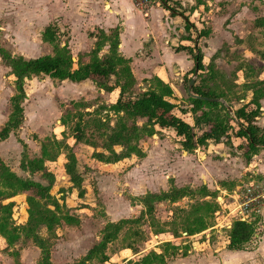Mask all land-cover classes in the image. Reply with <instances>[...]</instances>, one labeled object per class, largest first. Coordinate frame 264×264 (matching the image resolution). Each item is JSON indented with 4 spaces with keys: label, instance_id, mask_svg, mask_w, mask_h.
<instances>
[{
    "label": "rangeland",
    "instance_id": "obj_1",
    "mask_svg": "<svg viewBox=\"0 0 264 264\" xmlns=\"http://www.w3.org/2000/svg\"><path fill=\"white\" fill-rule=\"evenodd\" d=\"M174 2H171L173 6L182 3L179 13L199 30L209 32L198 44L204 55L203 71L196 76L192 69L185 71L175 66L169 70L171 82L168 85L174 91V103L184 119L193 124L197 118L190 113L193 106L188 95L193 79L205 91L221 97L220 103L228 110L251 103L256 94L264 95V59L260 55L264 52V28L257 27V22L264 21V0H202L204 5L199 8L196 0ZM122 7L130 8L124 3ZM159 17L158 13H152L151 20L160 49H163L165 28L160 25ZM86 20L89 18L80 11H73L71 3L0 0V45L12 55L27 60L55 56L58 50L68 47L77 68L78 60L85 63L91 59L87 52L93 45L86 42L82 32L73 34L76 32L73 23L84 24ZM49 26L56 33L55 44L44 40ZM84 27L87 30L91 26ZM186 34L189 37L190 34ZM193 36L196 37L195 32ZM128 41L133 43L134 50L137 41L133 36ZM183 56L176 54L175 58L164 53L170 67ZM12 73V68L0 57V130L13 113L12 98L17 95ZM159 81L158 76L143 79L128 90L127 97H139L155 89ZM25 90L24 121L9 139L0 142V168L20 179L51 186V190L46 198H40L25 190L17 180L12 179L11 188L9 179L0 176V191L4 193L0 197V217L19 238L9 247L6 237L0 234V264H41L43 250L38 247L36 236L44 241L53 264L78 263L103 240L110 223L124 220L130 222L123 225L117 239L108 246L106 264H224L222 251L232 229L228 226H233L236 217L227 218L231 201L218 188L232 194L234 190L244 191L252 182H264V174H245V166L252 164L258 169L259 165H264V156L248 158L246 140L235 143L233 139L224 138L219 143L209 142L206 147L188 152L176 145L179 142L170 131L149 136L144 130L145 121L134 122L124 114L116 115L110 108L119 95L105 93L93 81L75 84L44 75L33 76L26 80ZM261 112L264 114V109ZM221 114L224 116L225 112ZM231 116L235 118L233 111ZM261 118L257 126L264 131V116ZM134 125L139 130L130 132ZM77 126L86 135L81 139H78ZM232 127L235 130L230 135L238 129L235 123ZM195 130L202 134L201 127ZM116 134L126 137L123 143L110 142ZM156 135L166 141L165 146L155 143ZM90 138L98 143L97 148L86 144ZM131 145H137L146 158L140 160L130 154ZM239 145L244 146L243 150ZM263 151L260 148L257 154ZM96 153L117 161L99 163L94 159ZM25 156L29 162H43L44 170L41 173L24 171L21 164ZM142 164L141 170L130 174L135 166ZM169 175L180 180L178 189L191 188L198 192L207 186L211 196L198 192L177 203L155 202L154 212L148 214L144 202L150 193L175 189L174 183L168 185L165 179ZM7 195L12 198L6 199ZM219 198L226 201L220 207L216 201ZM263 206L264 203L251 213L249 221L257 217L259 222L249 251L244 252H257L259 248L264 235ZM41 218L43 222L39 223ZM198 218L204 219L206 230L194 235V239L184 238L182 233L196 227ZM251 257L239 260L238 256H226L225 264L239 261L253 264ZM259 257L255 259L256 264H264L261 254Z\"/></svg>",
    "mask_w": 264,
    "mask_h": 264
},
{
    "label": "trees",
    "instance_id": "obj_2",
    "mask_svg": "<svg viewBox=\"0 0 264 264\" xmlns=\"http://www.w3.org/2000/svg\"><path fill=\"white\" fill-rule=\"evenodd\" d=\"M173 1L176 3L177 0H160L161 6L171 12L172 15H179L184 18L187 32L190 34L187 40L194 44L193 47H182L178 49V52L186 51L192 56L195 62V69L192 73H196V69H198V72H201L204 69V55L198 44L200 39L209 36V32L206 30H199L196 25L192 24L189 19L185 17V15L179 13L182 3H176L173 6V3H171ZM196 3L197 6L204 5L202 0H196ZM257 27L264 28V21L257 22ZM52 28V26H49L45 30L44 40L50 44H55L57 36ZM194 32L196 33V37L193 36ZM90 37L94 38L95 35L90 34ZM95 38H97V42L95 44V49L91 53L90 62L84 64L82 60H79L77 68H75V63L73 62L68 47L58 50L55 56L47 55L27 60L22 56L12 55L0 45V57L13 70L12 75L15 80V88L17 91V95L12 98L13 113L8 122L0 130V142L9 139L10 135L18 130L24 121L23 102L27 99L25 90L26 80L33 76L38 77L44 75L52 79L69 81L75 84L93 81L101 90L107 93H113L119 90V98L110 108L112 112L118 116L124 114V116L128 118L134 119V122L145 121L144 130L149 136L157 134L158 129L174 130L176 136L180 139L182 147L188 152L197 150L199 147H206L211 141L219 143L224 138H229L230 140L231 138H233V140H246L249 150L248 158L250 155H256L260 148L264 149V131L257 126L258 118L261 117L262 113L260 100L264 98V95L261 96V93H259L260 95H254L255 97L251 103L234 110L235 118H232L231 112L225 109L222 103H220L221 97L209 91H205L195 83L192 94L198 98L190 97L193 106L191 112L197 116L195 127H193L179 115L181 112L179 106L171 101L174 95L173 90L162 81H159L155 89L148 90L139 97H127V95H129L128 90L135 88L137 81L131 70L130 61L119 54V32L116 30L112 32L109 37L104 32H99ZM107 42L110 43V54L104 58H100L99 54ZM260 55L261 58L264 59V52L260 53ZM258 96L260 97L258 98ZM221 111L225 112V117L221 114ZM180 114H182V112ZM231 123H235L238 126L236 133L233 135H230V132L235 130ZM99 124L102 125V123ZM200 127L202 134L196 133L195 130L197 128L200 129ZM97 129L100 130L99 126ZM123 129H126L125 124L123 125ZM138 130L139 127L134 125L130 132H137ZM76 132L79 133V135L77 134L78 139L86 136L84 130H81L78 126ZM94 137L95 135H92L91 138L94 139ZM91 138L86 140V144L93 148H97L98 143L92 141ZM125 138L126 137L121 134H116L110 138V142L113 145H118L119 143H123ZM128 152L136 155L139 159L146 157L145 153L137 145L128 147ZM94 159L99 163L105 164L117 161V159L107 158L105 155L97 153ZM21 166L24 171L29 170L32 173H41L44 170L43 162L39 160L29 162L27 156H25ZM0 176L9 179L8 184H10L11 188H13L14 185V183L11 182L12 179L17 180L25 190L36 193L40 198H46L51 190V186H43L31 180L20 179L15 174L2 168H0ZM198 192L205 197L211 196L209 195L210 191L207 186H203ZM198 192L191 188H175L170 192L149 194L144 204L148 209V214H152L155 209V202L177 203L186 197L195 196ZM3 195L4 193L0 191V197ZM8 198H12V195H7L6 199ZM12 206L13 205L5 206L3 208L8 209ZM255 216L256 214H253V217ZM40 221L43 222V219H38L39 223ZM128 222L130 221L124 220L120 223H110L103 240L89 250L81 261L75 264H94L95 262L106 264L109 261V256L107 254L108 246L117 239L123 229V225ZM258 222L259 219H257V217L251 223L235 221L228 236L227 249L232 252L249 251V245L253 242V238L255 237L256 225ZM196 224L198 227L189 228L186 231L190 236L202 233L207 228V224L203 218L196 219L195 225ZM0 234L6 237L9 247L19 240V238L9 230V227L2 221L1 217ZM35 241L38 243V247L43 250L41 264H53L49 253L45 251L44 241L37 236L35 237ZM156 257L157 256H155V258Z\"/></svg>",
    "mask_w": 264,
    "mask_h": 264
},
{
    "label": "crops",
    "instance_id": "obj_3",
    "mask_svg": "<svg viewBox=\"0 0 264 264\" xmlns=\"http://www.w3.org/2000/svg\"><path fill=\"white\" fill-rule=\"evenodd\" d=\"M52 3H71L73 6V11H80V14L84 16L85 18H89V20H86L87 23H79V25H76V23H73L75 25V30L73 34L77 35V32L84 35V38L86 42L90 45H93L92 50L86 51L88 55H91L92 51L95 49V44L97 42L96 35H98L99 32H104L108 37L111 36L112 32L118 31L119 32V39H120V45H119V54L125 58L126 60L130 61V67L131 70L136 78L137 85L141 80L143 79H151L154 76H158L160 80L167 84L171 82V77L169 75V70L174 68L175 66L180 67L181 69H184L185 71L191 72L195 68V62L192 59V56L188 54L186 51H179L178 49L182 47H193L192 42L188 41V36L186 33V22L184 18H182L179 15H172L171 12L163 8L161 5L154 4L150 6L146 10H137L131 0H50ZM205 2V0H204ZM122 3L129 4L128 9L125 7H122ZM161 3V2H160ZM78 4V5H77ZM203 6V5H201ZM200 6V7H201ZM199 8V6H198ZM152 13H158L159 14V22L160 25L165 28L164 31V47L163 49H160L158 39L156 37V31L155 28L152 25L151 16ZM139 18H138V17ZM139 19L141 21H139ZM79 26V27H77ZM84 26H91L90 28L85 29ZM85 29V30H82ZM82 30V31H80ZM96 31V34L92 33ZM90 34L95 35L94 38L90 37ZM133 36V39L137 41L136 48L132 50V42H129L128 39ZM75 38V37H74ZM127 42L130 44L129 48L127 47ZM179 43L178 44L176 43ZM88 45V46H89ZM107 50V51H105ZM85 52V51H84ZM164 53L167 55H172L176 58V54H183V59H181L180 62H175L171 67L168 66L166 62V58L164 57ZM110 54V43L107 42L105 46L103 47V50L100 52L99 57L104 58L105 56ZM179 59V58H178ZM91 60V59H90ZM89 61L85 62L84 64H88ZM79 61V60H78ZM187 66H183V65ZM182 72H185V71ZM175 71H178V69ZM152 72V73H150ZM199 73V72H198ZM181 75V74H180ZM197 76L198 74L195 73ZM180 82H183V79L179 77ZM87 82V81H86ZM84 83V82H83ZM81 84V83H80ZM136 85V86H137ZM149 87H152V84H149ZM103 91V90H102ZM105 92V91H104ZM119 90L114 91L113 93L109 94H118ZM147 92V91H146ZM174 92V91H173ZM107 93V92H105ZM189 95V94H188ZM175 97V96H174ZM191 97V96H190ZM173 103L175 100H171ZM175 104V103H174ZM260 104L262 106V109H264V98L260 101ZM242 107V106H241ZM229 109V111L234 113V110ZM181 113V112H180ZM183 118L184 115L180 114ZM193 114L192 112H190ZM264 116L263 113H261V116ZM263 118H258V120H261ZM260 123L257 122V125L259 126ZM193 127H195V123L191 124ZM158 132L165 133L167 131H170L171 133L175 134L176 132L172 129L169 130H157ZM158 135V134H157ZM155 136L157 141L155 142L157 145H163L165 146L166 142L165 140H161L159 136ZM177 142L179 144H176L177 146H182L180 143V139L176 136ZM233 139V138H231ZM239 140L244 141V139H234L235 143ZM168 141V140H167ZM169 142V141H168ZM212 142V141H211ZM234 143V144H235ZM243 144V143H242ZM238 148H241L243 150L244 146H238ZM170 156H172V153H169ZM264 156V151L260 152V154L255 155V158ZM146 158V157H145ZM143 158V159H145ZM140 159V160H143ZM233 160V159H232ZM149 161V160H148ZM226 161H229L227 159ZM233 162V161H232ZM142 165H138V167H134L132 172L130 174L141 170ZM245 174H264V165H259L258 169L253 166L252 164L249 166H245ZM170 171L173 169L168 168ZM143 173V172H142ZM144 175V173H143ZM228 177V175H226ZM167 180L168 185H171L174 183L175 188H179L178 181L176 179V176L169 175L165 178ZM173 179L175 182H173ZM221 180V179H220ZM225 180V179H222ZM221 180V181H222ZM173 188V187H172ZM182 187H180L181 189ZM174 189V188H173ZM221 193H223L224 190H221L218 188ZM150 194H156V193H150ZM218 198V197H217ZM220 199V198H219ZM261 214L264 217V206L261 210ZM196 237V236H195ZM194 237V238H195ZM193 238V239H194ZM226 245H228V241H226ZM227 246L224 247L225 251H222V261L225 264V257H239V260L243 257L252 256L251 260H253V264L258 263L262 260H260L259 255H262V258H264V235L261 237L259 248L257 252H232L227 250ZM256 257H253V256ZM245 256V257H244ZM259 257V258H258ZM258 258V262L255 260ZM238 264H242L239 263ZM248 264V263H247Z\"/></svg>",
    "mask_w": 264,
    "mask_h": 264
},
{
    "label": "built area",
    "instance_id": "obj_4",
    "mask_svg": "<svg viewBox=\"0 0 264 264\" xmlns=\"http://www.w3.org/2000/svg\"><path fill=\"white\" fill-rule=\"evenodd\" d=\"M131 1L134 7L140 11L146 10L154 4L161 5L160 0ZM223 195L230 198L232 205L229 211L230 214L227 215V218L235 215V221L251 223L252 221H249V219L251 218V213H254V211H256L264 203V182H252L249 186L245 187L244 191L234 190L232 194H229L228 191L225 190L223 191ZM216 201L219 207L223 206V204L226 203L224 198L222 203H220L218 199H216ZM228 228L231 229L232 225H229ZM182 236L184 238H187L188 240L194 238V236H190L187 232L182 233Z\"/></svg>",
    "mask_w": 264,
    "mask_h": 264
},
{
    "label": "water",
    "instance_id": "obj_5",
    "mask_svg": "<svg viewBox=\"0 0 264 264\" xmlns=\"http://www.w3.org/2000/svg\"><path fill=\"white\" fill-rule=\"evenodd\" d=\"M196 74H198V69H196ZM194 85H195V80L193 79V80L191 81L190 85H189V88H188V94H189V96H191V97H193V98H198V97H196V96H194V95L192 94V89H193ZM201 99L208 100V99H205V98H201ZM213 101H218V100H213Z\"/></svg>",
    "mask_w": 264,
    "mask_h": 264
},
{
    "label": "bare ground",
    "instance_id": "obj_6",
    "mask_svg": "<svg viewBox=\"0 0 264 264\" xmlns=\"http://www.w3.org/2000/svg\"><path fill=\"white\" fill-rule=\"evenodd\" d=\"M219 201L222 203L223 202V198H220Z\"/></svg>",
    "mask_w": 264,
    "mask_h": 264
}]
</instances>
